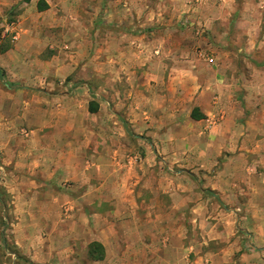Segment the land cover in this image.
<instances>
[{"label":"rangeland","instance_id":"1","mask_svg":"<svg viewBox=\"0 0 264 264\" xmlns=\"http://www.w3.org/2000/svg\"><path fill=\"white\" fill-rule=\"evenodd\" d=\"M11 1L19 4L0 16L3 32L15 27L17 15L30 9L31 0ZM166 1L162 4L164 10L174 16L166 24L173 39L184 34L181 40H200L194 52L200 66L210 71L208 66L221 63L220 73L230 82H240L236 83L239 100L248 108L256 106L245 115L246 121L263 120L264 0ZM77 8L81 13V6ZM75 21L67 17L61 23L66 26H45L32 36L37 43L24 36L23 44L31 47L27 54L32 56L7 72L10 79L15 74L41 78L35 89L41 96L40 122L45 119V110L53 114L56 127L52 141L59 145V151L64 146L67 153L55 181L24 175L14 171L10 163L7 165L8 161H17L12 151L21 149V110L10 107L11 103H20L21 98L2 96L7 88L0 82V264H244L241 254L254 251L251 239H244L242 251L241 241H209L206 234L215 211L204 213L209 220L203 225L195 222L203 216L194 209L205 197L201 191L206 181L201 174L208 172L191 158H174L172 154L182 147L168 150L158 146L146 156L149 146L145 135L134 139L125 112L113 115L122 106H129L137 86L139 92L147 89V68L134 61L133 66H127L131 62L127 61L121 62L122 67H113L110 61L121 53L110 50L103 57V52L97 50L96 25L87 33L77 24L69 25ZM79 21L88 23L86 19ZM12 32L8 33V41L17 42ZM210 59L214 64L209 63ZM130 93L133 95L129 99ZM91 103L105 111L88 114ZM114 123H120L127 136L121 137L123 130ZM86 124L95 128L92 134L81 130ZM101 125L105 126L101 129ZM117 140L125 145L122 161L105 157L99 162L100 156L111 153ZM168 154L171 161L163 162ZM99 167L108 176L109 197L116 199L92 205L90 210L80 201L88 189V181L80 174H99ZM172 174H199L195 194L186 198L179 193L183 179H178L174 181L178 194L165 195L167 177L173 180ZM23 176L26 179H21ZM91 183L97 184L95 180ZM99 238L105 240L108 256L103 263H93L87 259V247Z\"/></svg>","mask_w":264,"mask_h":264},{"label":"crops","instance_id":"2","mask_svg":"<svg viewBox=\"0 0 264 264\" xmlns=\"http://www.w3.org/2000/svg\"><path fill=\"white\" fill-rule=\"evenodd\" d=\"M164 3L168 2L166 0H31L30 9L17 15L15 27L13 25L3 32L0 26V71L5 76L4 85L7 88V92L1 94L21 98L20 103L15 105L11 103L10 107H18L21 110L23 134L21 149L12 151L17 161H8L7 165L10 163L14 171L21 174H29L38 179L47 177L48 181H55L58 175L56 173L62 167L61 164L66 162L67 156L64 146H61L59 151V145L52 141L55 137L52 131L56 127L52 120L53 114L45 110V119L40 122L43 113L41 96L35 91L40 76L22 78L15 74L11 79L8 77L7 72L13 70L10 69L12 65L18 62L21 64V60L32 56L31 53L27 54L31 47L29 48L26 43L23 44V38L29 36L31 42L37 43L33 35L39 34V30L42 31L45 26H66L61 23L67 17L76 20L69 25L74 27L77 24L87 33L96 25L97 50L103 52V57L110 50L121 53L120 57L110 61L113 67H122L124 64L121 62L127 61H131L126 63L127 66H133L132 61H134L136 65L147 68L144 75L147 89L139 92L140 87L137 86L129 106H122L119 110H115L113 115L118 116L123 113L122 111L125 112L124 114L129 117L128 129L134 139L138 140V137L145 135L149 146V150H145L146 156H150L152 153L150 151L154 147L161 146L167 149L182 147L183 150L179 149L172 154L174 158L181 160L191 158L197 165H201V169L208 172L201 174L206 181L201 191L205 197L201 198V202H197L194 209L201 212L204 217L197 218L195 222L203 225L209 220L204 213L215 211L216 214L212 218L214 222L209 223L207 239L228 243L241 241V251L244 239H251L254 251H251V254L246 251L241 254L243 263L264 264V119L246 121L245 115L252 113L256 106L252 105L249 106L252 108H248L239 100L240 88L236 83L240 82L228 81L227 76L220 73L221 63L208 66L210 71L200 66V60L194 57L196 45L199 47L201 45L200 40L195 39L193 42L181 40L184 34L181 37L174 36L173 39L171 30L166 24L167 20L173 19L174 16L170 10H164L162 5ZM18 4V1L0 0V16L4 11H10ZM39 6L42 7L41 10ZM77 6H81V13ZM139 7L141 9H138ZM81 19L88 20V23L79 21ZM10 31L16 34L13 39L17 42H13L12 39V43L8 41ZM89 44H92L90 40ZM139 47L141 50H138ZM136 53L139 55L136 56ZM132 56L137 58L134 60ZM211 64H214V60ZM117 71L119 72L118 69L116 73ZM14 87L21 90L11 91L10 89ZM154 89L161 90V93L154 92ZM132 95L130 93L129 99ZM195 110L196 114L201 116L198 120L191 118ZM104 111L98 107V111L91 114L88 106L90 115ZM114 124H119L123 130L121 137L127 136L120 123ZM103 126L105 125L98 127L102 129ZM81 130L92 134L95 128L86 124L81 126ZM86 144V147H89L90 142ZM117 144H113L111 153L100 156L99 162L101 159L106 160L105 157L122 161L125 145L118 140ZM104 148L108 147L104 145ZM171 157L168 154L167 158H163V162L171 161ZM98 171L99 174H89V172L80 174L82 179L88 181V189L81 195L80 201H84L85 208L90 210L92 205H103L116 199V196L109 197L110 193L106 191L108 176L102 174L105 170L103 171L102 168L100 170L99 167ZM210 171L213 172L209 174ZM76 175L79 174H73L74 177ZM172 176L173 180L170 176L167 177V186L163 193L170 197L177 195L178 187H175L174 181L183 179L178 191L184 193L186 198L191 197L194 189L197 188L199 174H172ZM21 179L26 177L23 176ZM94 180L97 182L96 185L91 183ZM95 241L105 247L107 259L105 240L99 238Z\"/></svg>","mask_w":264,"mask_h":264},{"label":"trees","instance_id":"3","mask_svg":"<svg viewBox=\"0 0 264 264\" xmlns=\"http://www.w3.org/2000/svg\"><path fill=\"white\" fill-rule=\"evenodd\" d=\"M42 7L39 6V10H41ZM4 74L0 71V82L4 83L5 78ZM98 111V106L94 103H91L89 105V112L91 114H94ZM191 118L193 120H198L201 118V116L196 114V110L192 112ZM87 259L90 262H103L106 259V250L105 247L97 242H91L87 247Z\"/></svg>","mask_w":264,"mask_h":264},{"label":"built area","instance_id":"4","mask_svg":"<svg viewBox=\"0 0 264 264\" xmlns=\"http://www.w3.org/2000/svg\"><path fill=\"white\" fill-rule=\"evenodd\" d=\"M209 63H213V60H212V59H210V60H209Z\"/></svg>","mask_w":264,"mask_h":264}]
</instances>
